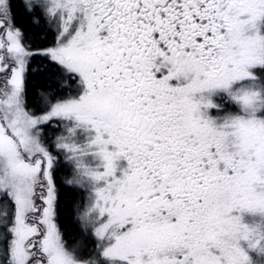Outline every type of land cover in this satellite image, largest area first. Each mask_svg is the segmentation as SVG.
<instances>
[{
  "label": "snow or ice",
  "instance_id": "1",
  "mask_svg": "<svg viewBox=\"0 0 264 264\" xmlns=\"http://www.w3.org/2000/svg\"><path fill=\"white\" fill-rule=\"evenodd\" d=\"M35 56L67 93L43 115ZM61 153L92 252L57 222ZM0 264H264V0H0Z\"/></svg>",
  "mask_w": 264,
  "mask_h": 264
},
{
  "label": "trees",
  "instance_id": "2",
  "mask_svg": "<svg viewBox=\"0 0 264 264\" xmlns=\"http://www.w3.org/2000/svg\"><path fill=\"white\" fill-rule=\"evenodd\" d=\"M18 3L19 0H16ZM19 19L24 22V26L27 29L26 35L30 39L39 45H42L46 41L51 39V34L45 32L44 28L33 27L28 24L26 18L21 14ZM42 67V68H41ZM35 73L31 74V78L28 82V102L36 110H40V105L45 98L54 96L58 92L60 86V80L58 74L52 69L53 66L43 67L41 65ZM65 168L59 167L55 170V174H64ZM58 178V177H57ZM59 188V209L57 213V222L61 225V231L65 236V239L75 246L80 245L81 250L89 251L90 237L82 232L75 219L74 207L79 200H81L80 192H77L72 187L63 184L61 179H57Z\"/></svg>",
  "mask_w": 264,
  "mask_h": 264
},
{
  "label": "flooded vegetation",
  "instance_id": "3",
  "mask_svg": "<svg viewBox=\"0 0 264 264\" xmlns=\"http://www.w3.org/2000/svg\"><path fill=\"white\" fill-rule=\"evenodd\" d=\"M44 29H45L46 34L47 33L51 34V39L49 41H46L42 45L34 43L30 39V37L27 36V39L25 42L27 44H30L34 50L55 46V26L53 25L50 28H44ZM41 65H43V67H47V68H49V66H53L52 69L57 73L55 64L53 62H51L48 58H46L44 56L33 57L29 61L28 69L26 70V73H25L24 100H25V104H26L27 108L31 112L35 113L36 111H40L39 112V114H40L42 111V113L44 114L48 110L49 102H51V103L55 102L53 97L58 99L61 96L66 95L67 93H65L64 90L61 88V86H59L58 92L55 93L54 96H51V97L49 96V97L44 99L43 102L45 103V107H43V104H42L40 110H36L35 108H33L31 106V104L28 102V93H27L28 82L31 78V74L35 73L38 69H40ZM53 100H54V102H52ZM42 127L44 129V132L47 135L49 143L54 142L56 136L60 135L63 132V123L61 121L55 119V118L52 121L48 122V124L43 125ZM67 160H68V158L65 157V155L61 153L60 154V160L54 166L55 170L58 169L59 167L63 166V168H65L64 171H66V173H64V174H62V173L61 174H55V171L53 173V177H54V181H55L56 189H57V213H58V209H59V188H58V184H57V179H61V181H63L64 185L72 187L73 189H75L77 192H80V194H81V200H79V202H77L75 204L74 214H75V219L78 223L79 229L82 232L89 234L90 248H89L88 252H92L96 247V238L92 235L90 227L82 219V215H83L82 212H84V210L87 208V200H88L89 195L86 191L87 190L86 187H82L79 184L69 183V181H71L73 179V176H72V174L69 173ZM58 225L61 228V225L59 222H58Z\"/></svg>",
  "mask_w": 264,
  "mask_h": 264
},
{
  "label": "rangeland",
  "instance_id": "4",
  "mask_svg": "<svg viewBox=\"0 0 264 264\" xmlns=\"http://www.w3.org/2000/svg\"><path fill=\"white\" fill-rule=\"evenodd\" d=\"M52 102H54V100H53ZM42 104H43V107H45V103L42 102ZM42 104H41V105H42ZM41 105H40V108H41ZM39 112H40V111H36L35 114H36V115H43L42 111H41L40 114H39ZM62 154H63V153H62ZM67 163H68L69 173L72 174V176L74 177V176L76 175L75 167H74V165H73V163H72L71 160L68 159V160H67ZM86 191H87V193H88V195H89V190L87 189ZM88 201H89V197H88V200H87V205H88ZM85 210H86V209H85ZM85 210H84V211H85ZM82 213H84V212H82ZM82 217H83V215H82ZM89 232H90V231H89ZM84 234L87 235V236H89L88 233H84ZM79 247H80V245H79Z\"/></svg>",
  "mask_w": 264,
  "mask_h": 264
}]
</instances>
